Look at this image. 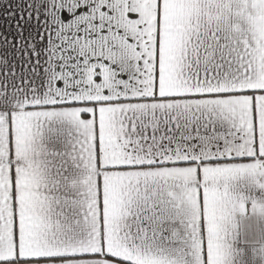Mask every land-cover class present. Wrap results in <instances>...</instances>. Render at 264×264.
<instances>
[{"label": "snow or ice", "instance_id": "obj_1", "mask_svg": "<svg viewBox=\"0 0 264 264\" xmlns=\"http://www.w3.org/2000/svg\"><path fill=\"white\" fill-rule=\"evenodd\" d=\"M0 264H264V0H0Z\"/></svg>", "mask_w": 264, "mask_h": 264}]
</instances>
